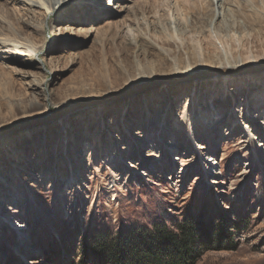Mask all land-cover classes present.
I'll return each instance as SVG.
<instances>
[{
    "label": "rangeland",
    "instance_id": "rangeland-1",
    "mask_svg": "<svg viewBox=\"0 0 264 264\" xmlns=\"http://www.w3.org/2000/svg\"><path fill=\"white\" fill-rule=\"evenodd\" d=\"M228 2L227 30L213 0H64L27 14L0 0V35L37 48L0 45V130L120 92L151 66L143 75L157 78L2 138L0 264H135L178 225L195 230L194 264H264V68L196 75L264 65V0ZM133 37L155 47L149 62ZM176 69L194 74L176 83Z\"/></svg>",
    "mask_w": 264,
    "mask_h": 264
},
{
    "label": "bare ground",
    "instance_id": "bare-ground-1",
    "mask_svg": "<svg viewBox=\"0 0 264 264\" xmlns=\"http://www.w3.org/2000/svg\"><path fill=\"white\" fill-rule=\"evenodd\" d=\"M18 1H21L22 2V10L24 11L23 13H32V11H33V7H37V6H40L42 9H44L45 10V12H49V11H51V10H55V9H57L58 8V6H60L61 5V3L64 1V0H18ZM213 2H214V13H215V15L218 13V15H219V17L221 18V19H223V20H221V23L223 24H221V26H222V28H224V29H227L228 30V28H226L227 26H225V24L224 23H226L225 21H224V19L226 18V16H225V14L229 11V10H231V7L230 6H227L226 4H228L229 2H228V0H213ZM217 6V7H216ZM230 12V11H229ZM227 19V18H226ZM178 24H181V28L182 29H187V25L184 23V22H181V21H179L178 22ZM210 27H209V29L210 30H212V28L214 27V24H213V22H210ZM195 29V28H194ZM219 29H217V30H214V32L215 31H218ZM201 31V30H200ZM130 44H132L133 45V49H134V53H133V55H134V58L136 59V62H140L141 60L140 59H142V60H146L147 62H149L150 61V58H149V60H148V57H150L152 54H153V51H154V49L153 48H155L154 46H153V44L152 43H150V42H147V41H145V40H140V39H137V38H135V37H133L131 40H130ZM0 45H6V46H11V47H13L15 50H16V53L19 55V56H24V57H26V58H33V57H35L36 55H37V48H36V46L33 44V43H30V42H23V41H17L12 35H5V34H3V35H0ZM222 58H224L223 57V55L221 56ZM221 59V58H220ZM144 61H143V64H144ZM224 62V61H223ZM219 63H220V61H219ZM224 63H228V64H230L231 62H229L228 60H226V62H224ZM221 64V63H220ZM237 64H239V65H241L242 64V62H239V63H237ZM140 65V64H139ZM229 67H233L232 65L231 66H226L225 68H229ZM220 68H224V67H216V69H220ZM216 69H212V70H216ZM153 67L151 66L150 68H148V69H146V70H144V72L141 74V76H144V78L142 79V78H139V80H137V81H135L134 83H132V84H130L129 86H128V88H133V87H135L136 89H134V90H132V91H130L129 92V94H127V95H131V94H133V93H135V92H138V91H140V90H142V89H145L147 86H149V85H151L152 84V82H150V81H153L154 82V80H156L157 78L155 77V78H152V79H147V75H143V74H148V73H151L150 75L151 76H153V74H155L156 72H154L153 73ZM174 72H170L169 74H168V76H170V77H177L176 79H174L173 81H175L176 83H179V81L180 80H182V78H186V77H190V76H192L193 74H194V70H187V69H185V70H183V71H178V69H176V70H173ZM197 76H199L200 74H196ZM243 75H247L246 73L245 74H243ZM155 76H157V75H155ZM217 75H214V76H211V77H216ZM158 77V76H157ZM211 77H209V76H207V77H203V79L205 80V79H207V78H211ZM225 78H229V76H224L222 79H225ZM40 84L41 83H37L36 85V88H34V90H35V92H36V89L38 88L39 89V91L41 90L42 91V88H41V86H40ZM86 99V100H85ZM71 101H73V100H68L66 103H64L63 104V106H66V108H62V112H60L59 113V116L58 117H56V116H54V117H52V118H48V117H46V118H42V117H44L43 115L40 117V116H37L36 118H40L38 121H39V123H46L48 120H51V119H56L57 120V118H59V117H62V116H64L65 114V112L66 111H69V110H72V109H76L77 107H74V108H71V109H68L69 108V106L70 105H68ZM97 101L98 102H103V100H97V98L96 97H94V98H84V101H81L80 103H82V105H85V106H89V105H93L94 103H96L97 104ZM77 102H73V104H71V105H74V104H76ZM79 103V102H78ZM100 104V103H99ZM34 105H39V103H36V104H34ZM68 105V106H67ZM79 105V104H78ZM81 105V106H82ZM188 105V104H187ZM85 106H83V107H85ZM79 108V107H78ZM77 108V109H78ZM82 108V107H81ZM185 108H187L186 106H185ZM34 109H36V108H31V110L33 111ZM67 109V110H66ZM184 112H186V109H184V111H183V113ZM212 119V118H211ZM16 124V123H15ZM12 127V126H11ZM10 133H13V132H10ZM7 134L8 133H3V134H0V138H1V140L0 141H3L5 138H6V136H7ZM2 138H4V139H2ZM91 143H87V146H89Z\"/></svg>",
    "mask_w": 264,
    "mask_h": 264
},
{
    "label": "trees",
    "instance_id": "trees-1",
    "mask_svg": "<svg viewBox=\"0 0 264 264\" xmlns=\"http://www.w3.org/2000/svg\"><path fill=\"white\" fill-rule=\"evenodd\" d=\"M178 233H167L157 231V235H161L163 240H158L157 243H152L145 253V258L142 256H134L125 260L126 262L133 260L135 264H194L198 255L195 253L199 245L195 230L192 225H178ZM152 236V233H151ZM159 239V238H158ZM157 241V239H155ZM165 242V245H160V242ZM106 247V245L104 246ZM166 257V260H162ZM148 259V262L146 261ZM103 264H125L124 260L111 256L109 260L104 261Z\"/></svg>",
    "mask_w": 264,
    "mask_h": 264
},
{
    "label": "water",
    "instance_id": "water-1",
    "mask_svg": "<svg viewBox=\"0 0 264 264\" xmlns=\"http://www.w3.org/2000/svg\"><path fill=\"white\" fill-rule=\"evenodd\" d=\"M264 68V65H261V66H254V65H239V66H235V67H229V68H222V69H216V70H208L206 72H203L201 73L199 76L200 77H211V76H214V75H217V76H220V77H224V76H229V77H238L240 75H243L245 73H250V72H253V71H258V70H261ZM136 89L135 87L133 88H127V89H124L120 92H116V93H112V94H109L107 97H103V101H105V103H107L108 101H112V100H115L117 98H121V96H125L127 94H129L130 91ZM79 104V105H78ZM96 104V103H94ZM82 103H76L74 105H70L68 109H71V108H74V107H83L85 105H82ZM76 108V109H77ZM67 110V109H66ZM59 114L56 116L58 117ZM39 121L36 119V120H32V121H29V122H21L15 126H10V127H7V128H3L0 130V134H3V133H10V132H17L19 131L20 129L22 128H25V127H28V126H32V125H35V124H38Z\"/></svg>",
    "mask_w": 264,
    "mask_h": 264
}]
</instances>
